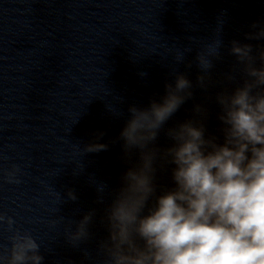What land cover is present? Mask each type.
<instances>
[{
	"label": "clouds",
	"instance_id": "9594fccd",
	"mask_svg": "<svg viewBox=\"0 0 264 264\" xmlns=\"http://www.w3.org/2000/svg\"><path fill=\"white\" fill-rule=\"evenodd\" d=\"M251 28L246 40L264 41V26ZM222 47L219 34L210 55L196 56L203 90ZM229 55L234 63L224 75L228 86L213 97L215 132L208 130L209 111L200 103L190 118L166 127L193 97V83L184 74H176L163 96L147 106L129 105L119 140L125 156L136 162L117 188L97 189L99 202L105 193L111 197L104 216L107 236L97 245L102 264H264V47L233 40ZM103 136L98 132L83 153L107 151L109 145L99 142ZM161 170L169 174L167 185L158 183ZM18 172L13 166L7 182L19 183ZM67 197L77 199L71 190ZM94 217L92 210L80 219L67 235L71 243L90 238ZM5 223L11 247L0 245V264H42L37 239L14 229L15 221L0 213V227Z\"/></svg>",
	"mask_w": 264,
	"mask_h": 264
}]
</instances>
